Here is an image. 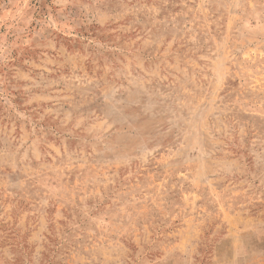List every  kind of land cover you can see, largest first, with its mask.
<instances>
[{
	"label": "rangeland",
	"instance_id": "1",
	"mask_svg": "<svg viewBox=\"0 0 264 264\" xmlns=\"http://www.w3.org/2000/svg\"><path fill=\"white\" fill-rule=\"evenodd\" d=\"M0 264H264V0H0Z\"/></svg>",
	"mask_w": 264,
	"mask_h": 264
}]
</instances>
